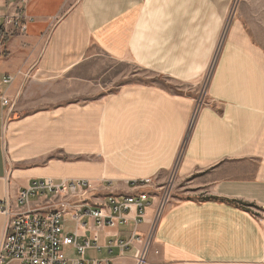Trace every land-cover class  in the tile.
<instances>
[{
	"label": "crops",
	"instance_id": "crops-1",
	"mask_svg": "<svg viewBox=\"0 0 264 264\" xmlns=\"http://www.w3.org/2000/svg\"><path fill=\"white\" fill-rule=\"evenodd\" d=\"M226 6L0 0L1 24L6 15H24L23 30L3 24L0 93L10 104L0 106V200L36 179H87L97 184L89 206L101 205L135 195L131 181L151 178L155 198L136 227H96L87 215L76 226L64 216L65 233L75 231L79 242L96 237L99 249L87 248L82 258L135 264L141 245L121 252L116 242L148 231L159 191L153 176L160 181L174 166L178 179L206 173L202 199L180 198L187 191L167 196L147 264H264V62L238 26L215 61L209 104L186 133L194 97L186 90L217 49ZM107 60L130 62L176 87L135 80L105 93L99 80ZM3 224L0 215V239Z\"/></svg>",
	"mask_w": 264,
	"mask_h": 264
},
{
	"label": "built area",
	"instance_id": "built-area-1",
	"mask_svg": "<svg viewBox=\"0 0 264 264\" xmlns=\"http://www.w3.org/2000/svg\"><path fill=\"white\" fill-rule=\"evenodd\" d=\"M23 18L24 15L19 13L6 15L3 24H13L23 30ZM3 24L0 23V51L4 37ZM3 81L10 82L11 77H5ZM9 104V100L0 93V106ZM129 185L136 189L135 195L122 198L111 196L106 204L92 206H89L87 196L97 190V184L87 179H36L20 188L13 199L4 197L0 200V215L4 218L0 239V264H7L11 260L20 264H110L81 257L87 248L99 249L95 244L96 237L94 236L93 242L87 239L79 242L75 231L71 234L65 233L64 216L68 214L76 226L81 217L87 215L96 227H110L126 224L128 221H132L136 227L145 222L144 213L152 204L155 191L151 190V178L134 180ZM165 191L157 199L146 234L141 236L133 230L128 240L116 242L121 252L127 250L132 243L141 245L136 251L135 264H147L154 230L167 202L168 192L165 195ZM64 247H71L78 256L68 257Z\"/></svg>",
	"mask_w": 264,
	"mask_h": 264
},
{
	"label": "rangeland",
	"instance_id": "rangeland-1",
	"mask_svg": "<svg viewBox=\"0 0 264 264\" xmlns=\"http://www.w3.org/2000/svg\"><path fill=\"white\" fill-rule=\"evenodd\" d=\"M233 26H238L239 28L237 29L249 39V44L260 51L264 62V0H227L223 22L219 28L217 49L212 53L207 67L191 82L189 89L186 90L187 93L194 96L192 98L193 105L187 122L186 133L192 129L198 111L209 104L207 90L214 64L221 46ZM135 80L143 83L163 84L169 89L176 87L172 82L164 81L157 74L145 71L130 62H113L110 60L105 62V75L99 80V83H101V87L105 90V93H111L119 85L134 82ZM184 139L181 141L177 158H181L183 155L186 145ZM175 169L176 166L173 167V170L169 172L166 178L160 179V181L157 177L153 176L155 185L159 182L157 183L159 184V191L156 193L158 198L163 195L167 187H169L168 195L173 193V191L174 193L177 191H187L183 194L178 192L182 199L190 195H195L199 199H202L203 196L208 195V184H204V182L209 180V176L206 173H199L186 179H178L175 175ZM167 192L168 188L165 191V195ZM150 198L152 200V197Z\"/></svg>",
	"mask_w": 264,
	"mask_h": 264
}]
</instances>
